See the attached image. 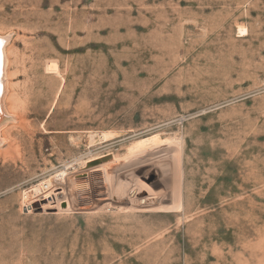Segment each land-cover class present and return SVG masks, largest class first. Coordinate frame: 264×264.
Instances as JSON below:
<instances>
[{"label":"rangeland","instance_id":"374dc122","mask_svg":"<svg viewBox=\"0 0 264 264\" xmlns=\"http://www.w3.org/2000/svg\"><path fill=\"white\" fill-rule=\"evenodd\" d=\"M0 34V264H264V0H0Z\"/></svg>","mask_w":264,"mask_h":264},{"label":"bare ground","instance_id":"6f19581e","mask_svg":"<svg viewBox=\"0 0 264 264\" xmlns=\"http://www.w3.org/2000/svg\"><path fill=\"white\" fill-rule=\"evenodd\" d=\"M8 37H5L4 35H1L0 34V114L3 116V115H6L7 114V111H6V109H5V105H4V92H6V85H5V83H7L8 84V78H7V73H6V66H7V62H8V60H7V53H6V46H7V42H8ZM51 64V63H50ZM49 65V64H48ZM53 65V64H52ZM56 66V64H54L53 66H49V70H53V69H57V67H55ZM58 70V69H57ZM56 70V71H57ZM55 71V70H54ZM53 73V72H52ZM55 74V73H54ZM5 78H7V80L5 79ZM10 112V111H9ZM14 115V114H13ZM8 116V115H7ZM10 118H11V120L14 118L12 115H10ZM7 120H9V119H7ZM6 124V123H5ZM5 128V127H4ZM100 135V137H102V138H106L107 137V134L106 133H101V134H99ZM1 137V136H0ZM108 139V138H107ZM1 138H0V142H1ZM179 162V161H178ZM81 163V162H80ZM80 165V164H79ZM179 172V171H178ZM178 172H177V174H178ZM83 173V172H82ZM180 173V172H179ZM79 174H81V173H79ZM63 175V174H62ZM179 175V174H178ZM58 176H60V175H58L57 174V176L55 175V176H53L52 178H51V182H52V185H53V182H56L57 180H58ZM79 176V175H78ZM177 177V176H176ZM63 178V177H62ZM60 179V178H59ZM81 179V178H80ZM80 179H77V181L79 182V180ZM82 179H84V178H82ZM47 181V180H46ZM63 181V180H62ZM58 182H59V180H58ZM58 182H56V183H58ZM83 180L81 181V184L80 185H84L83 183ZM181 182V181H180ZM42 183V182H41ZM64 183V182H63ZM71 186H72V183H71ZM77 187V186H76ZM75 187V188H76ZM48 188H51V187H48ZM59 188V187H58ZM32 189V188H31ZM54 189V188H53ZM33 190V189H32ZM36 188L34 189V191L36 192ZM52 190V189H51ZM29 192V191H28ZM27 192V193H28ZM33 192V191H32ZM26 193V192H25ZM44 193V192H43ZM61 193V192H60ZM85 193V192H84ZM58 194V193H57ZM56 194V195H57ZM51 197V195H46L45 196V198H50ZM28 200V199H27ZM26 201V200H25ZM32 201H33V199H32ZM53 201V200H52ZM64 201V200H63ZM62 201V202H63ZM26 202H28V201H26ZM30 202V201H29ZM34 202V201H33ZM48 202V201H47ZM60 202V201H59ZM50 203V202H49ZM52 203V202H51ZM67 203V202H66ZM30 204V203H29ZM28 205V204H27ZM46 205V204H45ZM60 205H61V202H60ZM62 206V205H61ZM61 206H60V209H61ZM32 207V206H31ZM49 208L51 207V206H48ZM47 207V208H48ZM68 207V206H67ZM44 208V207H43ZM175 208H177V206L175 207ZM67 209V208H66ZM32 211V210H31ZM38 211V210H37ZM34 212V211H33ZM62 212V211H61ZM64 212V211H63Z\"/></svg>","mask_w":264,"mask_h":264},{"label":"water","instance_id":"95a60500","mask_svg":"<svg viewBox=\"0 0 264 264\" xmlns=\"http://www.w3.org/2000/svg\"><path fill=\"white\" fill-rule=\"evenodd\" d=\"M9 117L8 116H6V115H1L0 114V124L2 123V122H4L6 119H8ZM97 163V160H95V161H93V163L92 164H96ZM64 206H66L65 204H64Z\"/></svg>","mask_w":264,"mask_h":264}]
</instances>
